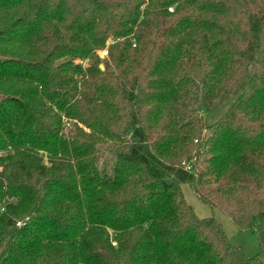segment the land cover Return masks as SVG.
<instances>
[{"label":"trees","instance_id":"1","mask_svg":"<svg viewBox=\"0 0 264 264\" xmlns=\"http://www.w3.org/2000/svg\"><path fill=\"white\" fill-rule=\"evenodd\" d=\"M7 148L0 264H254L180 185L264 254V0H0Z\"/></svg>","mask_w":264,"mask_h":264},{"label":"rangeland","instance_id":"2","mask_svg":"<svg viewBox=\"0 0 264 264\" xmlns=\"http://www.w3.org/2000/svg\"><path fill=\"white\" fill-rule=\"evenodd\" d=\"M102 51L96 52L99 58L105 57ZM81 63L83 66H85L87 63V60H84ZM100 65H102V69H103L104 68L103 64L100 63L99 66ZM232 100H233V96H231L225 102L220 104L213 111L206 112L202 109H199L196 111L197 117L201 119L204 125V128L202 129L200 137H199L200 140L198 141L204 140L205 138L209 137L210 131L207 127L213 124L219 117H221L228 110ZM63 121H64L63 123L64 129H63L62 134L64 133L66 135L68 129H71L73 127V124H72V121L66 122L65 119H63ZM78 126L81 127L84 131L89 132V130L85 128L84 126L79 125V124ZM105 147H102L101 152L99 154V159H98L99 168L102 167V164L106 165V163H109V160H110L109 159L110 155L108 154V151L106 150ZM38 154L41 155L42 153H38ZM191 154H193V152ZM42 156L44 157L43 159H44L45 164H47L48 161H47L46 153H43ZM183 161L188 163L187 162L188 160L186 159H183ZM197 166L201 168V166H203L202 162L200 161L199 165ZM180 188H181L182 195H183V198L186 204L191 208L193 213L198 218H206V217L213 218L220 225L224 235L227 237V239L230 241L232 245L240 247L247 257H254L258 255V259L254 261V264H264V254L263 253L259 254L260 246H259L258 237L255 231H252L249 229H238L235 226V224L232 222V220L219 208L203 203L198 198V196L193 192V190L188 184L183 183L180 185Z\"/></svg>","mask_w":264,"mask_h":264},{"label":"built area","instance_id":"3","mask_svg":"<svg viewBox=\"0 0 264 264\" xmlns=\"http://www.w3.org/2000/svg\"><path fill=\"white\" fill-rule=\"evenodd\" d=\"M169 10H171L169 8ZM102 53L104 54V56H106V50H103ZM10 148H7V149H0V160L6 156V154H8L10 152ZM0 170H1V165H0ZM5 210V200L1 201L0 202V213H2L3 211ZM25 219H22V220H17L15 222V225L16 226H20L24 223Z\"/></svg>","mask_w":264,"mask_h":264},{"label":"water","instance_id":"4","mask_svg":"<svg viewBox=\"0 0 264 264\" xmlns=\"http://www.w3.org/2000/svg\"><path fill=\"white\" fill-rule=\"evenodd\" d=\"M102 69V65L99 66Z\"/></svg>","mask_w":264,"mask_h":264}]
</instances>
